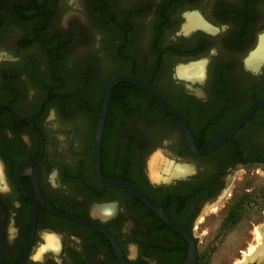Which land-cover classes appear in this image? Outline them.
<instances>
[{"label": "flooded vegetation", "instance_id": "1", "mask_svg": "<svg viewBox=\"0 0 264 264\" xmlns=\"http://www.w3.org/2000/svg\"><path fill=\"white\" fill-rule=\"evenodd\" d=\"M63 1L0 0V264H122L119 254L129 264H184L188 239L98 177L106 89L118 76H136L182 114L198 147L210 145L264 98V0H70L64 14ZM94 25L109 33L105 53L119 62L110 76L101 50L71 45L81 36L88 42ZM122 83L104 125L101 174L160 204L193 237L196 264L212 263L196 231L239 167L264 170V106L231 140L198 155L165 108ZM156 150L194 165L156 155L147 168ZM153 161L161 168L152 174ZM72 218L103 226L118 252L107 234ZM223 231L232 230L216 235ZM249 234L221 264H264V246L244 259L255 229Z\"/></svg>", "mask_w": 264, "mask_h": 264}, {"label": "rangeland", "instance_id": "2", "mask_svg": "<svg viewBox=\"0 0 264 264\" xmlns=\"http://www.w3.org/2000/svg\"><path fill=\"white\" fill-rule=\"evenodd\" d=\"M84 2V0H79ZM126 1V0H119ZM70 0H64L62 9L63 14L68 12L70 9ZM140 21V19H138ZM102 26H93L91 28V38L88 42L83 43V37L74 41L73 47L80 46L84 50L88 51H102L103 60L107 61L113 69L109 70L110 75L118 71L119 62L117 58L105 53L106 43L109 37V33ZM143 34V33H142ZM100 37L98 39L97 37ZM121 36V35H118ZM120 37L113 39L114 52L122 44ZM81 40V41H80ZM100 44V48L96 49V46ZM144 45V43H141ZM149 45V44H148ZM74 61V57L69 58L67 65H71ZM205 60H189L187 62H182L180 66H189L192 64H200ZM117 64V65H116ZM254 68H258L259 64H254ZM252 66V67H253ZM117 68V69H116ZM107 79V78H106ZM156 155H160L164 160L170 162L171 164L177 163L175 166L189 165L188 163H183L176 160V158L169 154L167 151L156 150L152 152L147 158V168L149 160ZM156 163V166L155 164ZM194 165L192 162L191 165ZM152 174L157 169L161 168V161H153L150 164ZM156 167V168H155ZM205 210L201 217H204V221L198 226L200 230H197V235L200 237L202 243H200V248L202 252L206 250L205 258L207 261L212 263L208 264H221L228 260V253L236 251L237 248H244L246 246V239H250L252 236L249 234L250 230L255 229L254 242L249 246L248 251L245 252L244 259L249 258L250 255L255 257L257 253L264 246V237L261 228L264 227V170L259 165H250L239 167L233 176L232 182L225 189L224 194L219 200L213 205V209ZM207 213V214H206ZM232 230L227 233L223 231L222 235H216L217 230ZM205 231V233L203 232ZM207 232V234H206ZM232 250V251H231ZM245 251V250H244ZM214 252H217L215 255ZM223 256V259L221 258ZM238 254L236 255V257ZM239 258V257H238ZM232 259V258H231ZM230 260V259H229ZM237 262V264H240Z\"/></svg>", "mask_w": 264, "mask_h": 264}, {"label": "water", "instance_id": "3", "mask_svg": "<svg viewBox=\"0 0 264 264\" xmlns=\"http://www.w3.org/2000/svg\"><path fill=\"white\" fill-rule=\"evenodd\" d=\"M122 82H128L134 84L135 86H137L138 88L142 89L144 92L149 94L163 108H165L181 126V129L185 134L186 142L189 148L195 154L198 155L210 154L211 152L217 150L223 143L231 140L232 136L255 114V112L264 106V98L261 99L259 102H257L248 111H246L241 117L235 120L231 124V126L226 131H224L218 138H216L210 145L204 148H200L196 144L192 131L189 125L187 124V122L185 121L184 117L182 116V114H180V112L175 107H173L165 98H163L151 85L141 81L136 76L121 75L114 78L107 86L105 98L102 106V111L97 125V132H96L95 164H96V171L98 177L106 186L121 188L126 192H128L129 194L141 200L148 208H150L153 212L159 215L164 221H166L170 226H172L173 228L178 230L183 236H185L190 242L191 248H190L189 258L186 260L184 264H196L198 254H197V245L193 240V237L183 226H181L179 223L174 221L160 204L152 200L147 194L141 191L138 187L120 180L105 179L101 174V146H102L104 125L109 111L113 90L118 84ZM192 83H195V81L192 80ZM52 211L54 212V210ZM73 220L82 225L99 229L100 231L107 234L112 239L115 245V249L118 252L113 236H111V234L107 232V230L103 226L91 221L80 220V219H73ZM119 257L122 261V264H129V262H127L122 257L121 254H119Z\"/></svg>", "mask_w": 264, "mask_h": 264}, {"label": "bare ground", "instance_id": "4", "mask_svg": "<svg viewBox=\"0 0 264 264\" xmlns=\"http://www.w3.org/2000/svg\"><path fill=\"white\" fill-rule=\"evenodd\" d=\"M198 75L200 74V71L199 70H186V75L188 76H193V75ZM264 251V250H263ZM260 253V252H259Z\"/></svg>", "mask_w": 264, "mask_h": 264}, {"label": "trees", "instance_id": "5", "mask_svg": "<svg viewBox=\"0 0 264 264\" xmlns=\"http://www.w3.org/2000/svg\"><path fill=\"white\" fill-rule=\"evenodd\" d=\"M122 84H124V83H122ZM104 93H105V88H104V91H103V94H102V98H101V103H102V100H103V97H104Z\"/></svg>", "mask_w": 264, "mask_h": 264}]
</instances>
